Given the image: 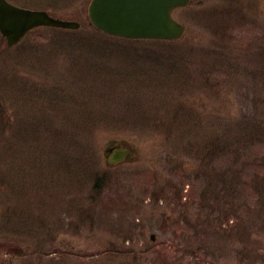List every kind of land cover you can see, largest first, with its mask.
<instances>
[{
  "label": "rangeland",
  "instance_id": "374dc122",
  "mask_svg": "<svg viewBox=\"0 0 264 264\" xmlns=\"http://www.w3.org/2000/svg\"><path fill=\"white\" fill-rule=\"evenodd\" d=\"M9 1L81 27L0 36V264H264V0H194L173 42Z\"/></svg>",
  "mask_w": 264,
  "mask_h": 264
},
{
  "label": "water",
  "instance_id": "95a60500",
  "mask_svg": "<svg viewBox=\"0 0 264 264\" xmlns=\"http://www.w3.org/2000/svg\"><path fill=\"white\" fill-rule=\"evenodd\" d=\"M189 2L190 0H91L88 14L91 24L109 35L177 39L184 29L171 18V12ZM36 26L76 29L79 25L73 21L55 19L43 11L20 9L0 0V32L6 38L7 45L16 44L28 30ZM127 149H116L111 162L125 158L130 153Z\"/></svg>",
  "mask_w": 264,
  "mask_h": 264
},
{
  "label": "trees",
  "instance_id": "16d2710c",
  "mask_svg": "<svg viewBox=\"0 0 264 264\" xmlns=\"http://www.w3.org/2000/svg\"><path fill=\"white\" fill-rule=\"evenodd\" d=\"M101 181L102 179H96L95 186H97V188L101 187Z\"/></svg>",
  "mask_w": 264,
  "mask_h": 264
},
{
  "label": "flooded vegetation",
  "instance_id": "af4514ba",
  "mask_svg": "<svg viewBox=\"0 0 264 264\" xmlns=\"http://www.w3.org/2000/svg\"><path fill=\"white\" fill-rule=\"evenodd\" d=\"M1 242H3V241H1Z\"/></svg>",
  "mask_w": 264,
  "mask_h": 264
}]
</instances>
